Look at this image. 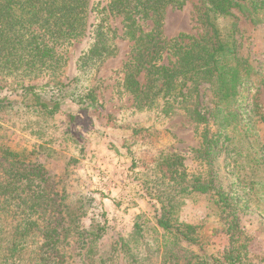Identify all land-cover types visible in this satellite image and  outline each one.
I'll return each mask as SVG.
<instances>
[{
    "label": "trees",
    "instance_id": "obj_1",
    "mask_svg": "<svg viewBox=\"0 0 264 264\" xmlns=\"http://www.w3.org/2000/svg\"><path fill=\"white\" fill-rule=\"evenodd\" d=\"M186 3L187 0H109L99 22L93 23L91 18L96 9L92 0H0V74L31 80L45 72L56 73L66 64L63 51L87 35L91 43L80 59V67L93 68L117 55L113 37L116 31L108 21L120 18L122 37L133 44L131 58L125 65L124 87L135 98L137 109L158 107V115L163 119L172 120L183 113L195 123L206 122L200 110L198 86L208 84L213 99L210 117L217 128L216 135L223 137L224 145L229 143L228 149L235 140L252 136L257 119L264 122L254 96L264 87V71L239 55L236 42L238 14L245 15L254 25L262 24L264 2L206 0L199 15L203 33L191 38L180 35L167 41L164 37L167 10H182ZM46 93L35 86L23 85L18 98L0 97L2 159L17 163L34 155V151L13 149L3 133L14 109L37 114L47 127L56 131L63 127L62 137H75L72 131L78 118L72 111L64 110L66 93L63 95L62 90L59 95ZM71 103L82 106L80 110L99 112L93 91ZM133 132L142 140L149 136L143 129ZM59 138L56 132H50L43 144H54ZM160 158L166 172L154 181L153 193L149 192L159 209L152 215L146 212L139 215L129 238L119 239L103 249L108 224L96 219L89 228L81 227L80 220L89 212L93 199L80 197L63 206V223L46 235V253L57 258L58 264H249L250 238L240 225L239 216L248 210L253 197L263 192L264 200V179L245 178L246 181L238 172L227 190L218 187L214 175L188 174L179 154ZM205 160L212 164L211 155ZM252 162L264 166V144L255 152ZM35 185V179L27 183L37 194ZM189 201L205 202L207 218L220 216L224 223L207 235L204 224L182 221V210ZM38 202L33 204L26 198L19 201L24 208L21 224L10 241L8 253L0 257V264H20V256L28 248L37 212L34 206H39ZM2 230L0 225V251ZM220 232L230 236L231 248L218 259L208 253L207 246Z\"/></svg>",
    "mask_w": 264,
    "mask_h": 264
},
{
    "label": "rangeland",
    "instance_id": "obj_2",
    "mask_svg": "<svg viewBox=\"0 0 264 264\" xmlns=\"http://www.w3.org/2000/svg\"><path fill=\"white\" fill-rule=\"evenodd\" d=\"M205 2L187 0L182 10L169 8L164 25L166 40L202 34L199 15L206 7ZM92 3L96 12L91 22L96 20L98 23L109 0H92ZM238 16V53L264 71V23L254 25L245 15ZM262 16L264 18V14ZM108 24L116 31L113 37L117 55L93 68L80 67V59L91 43L87 35L63 51L66 64L56 73L45 72L31 80L0 74V97L18 98L23 85L35 86L48 95H59L62 90L63 95L66 93L64 110L72 111L78 118L73 126L75 137L72 140L61 136L63 127L57 131L51 129L52 126L47 127L33 112L22 109L11 112V121L3 133L13 149H27L34 151V155L17 163H9L0 157V225L3 228L0 257L8 253L10 241L21 224L24 212L19 204L21 198L33 204L39 200V206H34L37 210L34 226L28 248L20 256V264H58L57 258L46 253V235L63 223V206L80 197L93 199L89 212L80 220L81 227L89 228L96 219L108 224L101 244L103 249H108L119 239L129 238L139 215L143 212L152 215L159 209L149 192L153 193L154 181L166 172L160 160L164 155L179 154L184 158L188 174L214 175L218 187L227 190L238 172L242 179H264V166L252 162L255 152L264 144L261 119H255L256 127L250 138H239L227 149L229 143L224 145L223 137L216 135L217 128L210 117L213 99L208 84L198 86L200 110L206 122L195 123L183 113L172 120L163 119L158 115V107L137 109L135 98L124 87L125 65L131 58L133 44L122 37L120 18H109ZM90 91L97 98L99 114L80 110L82 106L71 103ZM254 96L260 105L258 113L264 115V87ZM58 123L62 126L60 120ZM134 129L146 130L149 136L146 140L140 135L136 138ZM50 132H56L60 138L54 144L45 145L43 142ZM43 145L45 149L40 148ZM207 155H211L212 164L205 160ZM34 179L37 194L27 187L28 181ZM261 195L263 192L253 197L248 210L239 216L240 225L250 238L249 264H264V200ZM207 214L205 202L189 201L181 218L186 223L204 224V231L212 235L214 228L224 223V218L214 215L208 219ZM230 248V236L220 232L212 237L207 251L219 259Z\"/></svg>",
    "mask_w": 264,
    "mask_h": 264
}]
</instances>
